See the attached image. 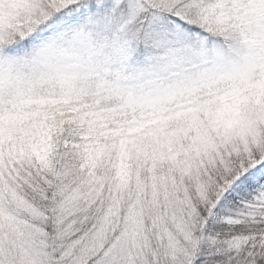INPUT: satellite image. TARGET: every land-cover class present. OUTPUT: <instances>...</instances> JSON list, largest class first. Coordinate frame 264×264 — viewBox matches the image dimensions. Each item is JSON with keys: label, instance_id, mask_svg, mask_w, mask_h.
<instances>
[{"label": "snow or ice", "instance_id": "obj_1", "mask_svg": "<svg viewBox=\"0 0 264 264\" xmlns=\"http://www.w3.org/2000/svg\"><path fill=\"white\" fill-rule=\"evenodd\" d=\"M0 264H264V0H0Z\"/></svg>", "mask_w": 264, "mask_h": 264}]
</instances>
